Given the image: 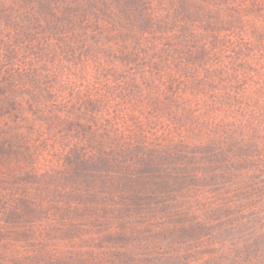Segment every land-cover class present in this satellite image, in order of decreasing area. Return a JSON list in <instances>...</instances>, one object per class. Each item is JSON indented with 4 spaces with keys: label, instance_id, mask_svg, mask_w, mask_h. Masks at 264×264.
Here are the masks:
<instances>
[{
    "label": "rangeland",
    "instance_id": "obj_1",
    "mask_svg": "<svg viewBox=\"0 0 264 264\" xmlns=\"http://www.w3.org/2000/svg\"><path fill=\"white\" fill-rule=\"evenodd\" d=\"M40 1L51 5L47 10L50 21L52 8L56 15L65 17L71 13L72 3H83L0 0V57L4 56V74L0 73V187L10 190L12 204L22 184L39 191L37 204L48 213L45 224L51 226L54 249L60 253L57 264H88V254L100 264L115 260L122 264H264L261 181L255 185L258 187L238 184L225 189L220 178L217 183L209 172L206 178H197L201 167L180 172L174 165L182 158L167 163L161 157L175 147L193 155L192 162L206 161L198 157L207 145L216 147L222 137L225 143L230 142L225 136L232 132V116L245 115V111L236 110L232 114V104H225V98L218 96L231 85L223 79L209 84L183 79L166 84L173 86L170 94L133 99L135 106L124 107V100L119 102L116 96H111L116 98L111 102L110 96H94L73 99L71 108L63 111L69 97L48 95L58 86L52 77L57 63L37 59L38 75L46 77L39 81L42 88L26 96V103L24 93L14 92L13 77H9V88L2 79L6 54L15 57L10 69L24 70L38 42L42 49L53 47L45 42L46 37H29L34 33L37 37L47 35L51 41L52 25L44 28L45 32L40 28L34 31V22L32 28L27 25ZM104 12V16L109 13ZM18 18L21 21L16 29ZM52 109L55 118L50 122ZM234 129L245 132L242 127ZM100 154L108 156L109 165L99 166ZM85 155L93 156L84 161ZM145 162L149 169L143 170ZM119 164L121 171L117 170ZM163 169L190 177L171 185L172 177L158 178ZM95 235L101 239L99 245L91 239Z\"/></svg>",
    "mask_w": 264,
    "mask_h": 264
},
{
    "label": "trees",
    "instance_id": "obj_2",
    "mask_svg": "<svg viewBox=\"0 0 264 264\" xmlns=\"http://www.w3.org/2000/svg\"><path fill=\"white\" fill-rule=\"evenodd\" d=\"M109 1L83 0L79 4L76 1L72 3L73 14L65 17L56 15L52 8L51 21L47 18L51 5L40 1L39 7H34L33 21L27 25L32 28L34 22V31L52 25L51 41L47 35L37 37L29 32L28 35L31 39L46 37L45 42L53 47L50 51L48 46L42 49L38 42L24 70L10 69L15 57L13 53L6 54L2 82H7L9 88L12 76L14 92L24 93L25 98L42 88L39 81L46 77L45 74L39 77L36 60L43 59L46 64L55 61L57 71L52 77L58 86L50 89L48 95L62 94L63 99L68 96L62 107L67 111L73 99L110 96V102L120 98L124 107H131L135 106L132 100L138 97L169 93L173 86H166L168 82L186 79L209 84L223 79L231 87L220 91L218 96L225 98V104H232V114L235 110L245 111L242 117L232 116V132L225 136L230 142L225 143L222 137L217 139L216 147L206 144L198 157L206 161L192 162L193 155L175 147L161 157L167 163H176L175 157L182 158L174 165L180 172L201 167L197 178L209 172L217 183L220 178L225 189L238 184L258 187L255 185L259 181L262 183L259 187L264 188V0ZM104 11H109L107 16ZM20 21L16 19V29ZM58 29L61 33L56 34ZM3 65L4 56L0 57V73L4 72ZM27 100L29 97L26 103ZM52 106L58 107L53 103ZM54 112L52 109L50 122L55 118ZM237 127L245 132H238L234 129ZM92 156L85 155L83 159ZM98 161L100 167L110 163L108 156L101 154ZM198 161L201 163L197 166ZM148 165L145 162L143 170L149 169ZM164 169L158 178L172 177L171 185L190 177ZM231 179H235L234 183H229ZM39 196L37 189L22 184L16 189L12 204L10 190L0 187V264H57L60 253L54 249L51 226L45 224L48 213L37 204ZM91 239L96 245L101 243L98 235ZM63 246L68 249L66 241ZM98 263L88 254V264ZM109 264L122 263L115 260Z\"/></svg>",
    "mask_w": 264,
    "mask_h": 264
}]
</instances>
